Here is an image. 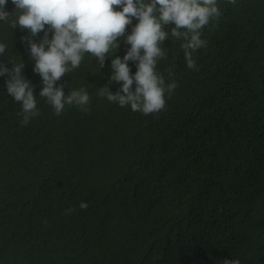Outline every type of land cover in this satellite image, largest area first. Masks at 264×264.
Returning a JSON list of instances; mask_svg holds the SVG:
<instances>
[{"label":"trees","instance_id":"1","mask_svg":"<svg viewBox=\"0 0 264 264\" xmlns=\"http://www.w3.org/2000/svg\"><path fill=\"white\" fill-rule=\"evenodd\" d=\"M218 6L197 70L164 26L156 71L178 86L149 115L100 94L120 85L90 55L57 82L88 105L56 115L28 33L0 25V63H24L39 113L23 123L0 77V264H264V0Z\"/></svg>","mask_w":264,"mask_h":264},{"label":"clouds","instance_id":"2","mask_svg":"<svg viewBox=\"0 0 264 264\" xmlns=\"http://www.w3.org/2000/svg\"><path fill=\"white\" fill-rule=\"evenodd\" d=\"M9 4L13 5L11 11ZM220 15L218 0H0V25L28 33L22 39L35 61L33 71L42 81L39 95L58 116L66 105L84 110L89 103L85 89L66 95L64 87L57 84L70 70L79 68L86 55L100 68L106 58L111 59L110 79L120 87L116 92L108 86L100 88L107 100L144 115L162 111L166 94L171 95L178 86L175 80L166 82L156 71L157 59L164 55L160 44L169 35L164 26L173 25L171 36L184 41L181 47L186 67L197 70L194 53L207 45L202 30ZM41 33L39 42L30 39ZM122 43L129 46L123 57L110 55L114 50L117 53ZM6 49L7 45L0 42V55ZM129 61L136 62L135 73ZM24 67L23 62L11 67L0 63V77L6 78L7 94L21 104L23 123L27 124L39 113L34 89L22 75ZM79 207L87 208V202H80ZM218 264L240 262L226 257Z\"/></svg>","mask_w":264,"mask_h":264}]
</instances>
